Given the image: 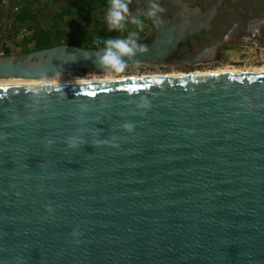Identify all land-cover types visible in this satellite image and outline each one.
<instances>
[{"label":"water","instance_id":"water-1","mask_svg":"<svg viewBox=\"0 0 264 264\" xmlns=\"http://www.w3.org/2000/svg\"><path fill=\"white\" fill-rule=\"evenodd\" d=\"M215 13L160 14L127 66ZM97 50L0 57V81L99 70ZM0 264H264V73L0 88Z\"/></svg>","mask_w":264,"mask_h":264},{"label":"rangeland","instance_id":"rangeland-1","mask_svg":"<svg viewBox=\"0 0 264 264\" xmlns=\"http://www.w3.org/2000/svg\"><path fill=\"white\" fill-rule=\"evenodd\" d=\"M73 0H0V42L3 49L6 48L9 52L7 56H17L32 51V44L26 41L31 34L36 30H45L51 33L52 42L58 41V36L54 35L56 29H65L69 33V37L59 39L62 42H69L79 39L83 33H90L92 29L99 24H102L108 32V38H115L116 36L124 35L120 32H109L105 20V14H99L96 17L84 22H78L74 15L64 17L62 21L56 20L54 15L64 6L71 3ZM21 11L28 12L29 16L22 24H13L14 17ZM130 11L132 9L130 8ZM97 21V22H95ZM128 29H132L130 24ZM89 47V46H88ZM102 47V46H101ZM96 48V47H91ZM3 56V57H7ZM242 56H240L241 58ZM239 60L238 49L226 52L222 57L220 65H214L210 68L202 70H187L181 67L163 66L161 64H147V65H130L125 71L120 74H113L109 76L102 69L88 70L78 72L77 80L95 81V80H117L124 78H138L142 76H178L195 74L197 72H212L224 67H235L242 71L241 66H236L235 62ZM226 70V69H222ZM236 70V71H239ZM70 74L58 76L53 80L63 81L71 79Z\"/></svg>","mask_w":264,"mask_h":264},{"label":"flooded vegetation","instance_id":"flooded-vegetation-1","mask_svg":"<svg viewBox=\"0 0 264 264\" xmlns=\"http://www.w3.org/2000/svg\"><path fill=\"white\" fill-rule=\"evenodd\" d=\"M165 9L161 16L169 19L180 10L205 12L216 6L215 16L210 21V29L179 43L172 55L161 65L181 67L187 70H202L220 65L222 57L230 50L238 49L242 61L244 50L241 43L249 35L264 40V0H159ZM132 12H142L143 7L132 0ZM152 40L150 22L143 33L140 43ZM209 72H197L195 75ZM189 75V74H188Z\"/></svg>","mask_w":264,"mask_h":264},{"label":"clouds","instance_id":"clouds-1","mask_svg":"<svg viewBox=\"0 0 264 264\" xmlns=\"http://www.w3.org/2000/svg\"><path fill=\"white\" fill-rule=\"evenodd\" d=\"M132 0H108L105 20L109 32H120L126 35L116 36L115 38L102 39L95 37L98 50L95 51V63L109 76L123 73L127 67L125 59H131L141 53L147 52L146 44L140 43V33L148 27L149 22L159 28L162 25L160 14L165 11L159 0H149L148 7L142 12L130 11ZM133 26L128 29V25ZM102 45V47H99ZM86 59L90 57L86 55ZM149 102L141 98L138 107H148ZM123 127L132 131V124H124ZM51 143V141H49ZM70 147H75V142L70 141ZM52 211L51 208L48 209ZM73 236H79V229H75Z\"/></svg>","mask_w":264,"mask_h":264},{"label":"trees","instance_id":"trees-1","mask_svg":"<svg viewBox=\"0 0 264 264\" xmlns=\"http://www.w3.org/2000/svg\"><path fill=\"white\" fill-rule=\"evenodd\" d=\"M107 5L108 0H73L71 3L62 7L54 15V18L56 20L62 21L64 17L74 15L78 22H84L98 16L99 14H106ZM28 17H30L28 12L21 11L14 17L13 24H22L26 19H28ZM54 31V35L58 36V41H56L55 43H53L51 40L52 35L50 32L39 29L34 31L31 34L30 38L23 42L32 44V51L47 49L58 45H70L81 49H98V46L95 43V37L99 36L102 39L108 38V32L102 24L94 27L89 34L84 32L79 39L74 41L71 40L69 42H62L59 40L65 37H69V33L67 30L56 29ZM124 35H126V32L124 33ZM101 46L102 45H100L99 47ZM8 54V50L4 48V55L7 56Z\"/></svg>","mask_w":264,"mask_h":264},{"label":"bare ground","instance_id":"bare-ground-1","mask_svg":"<svg viewBox=\"0 0 264 264\" xmlns=\"http://www.w3.org/2000/svg\"><path fill=\"white\" fill-rule=\"evenodd\" d=\"M226 69V70H222ZM238 68L235 67H224L221 69H217L214 71H210L207 74H200V75H195L191 74L192 76H204V75H237L241 73H264V68H256V69H251V70H239ZM190 75V74H189ZM171 76V75H170ZM185 75H178L176 77H182ZM58 77V76H57ZM158 77H169L168 76H142L141 79H146V78H158ZM56 78V77H55ZM52 79H43V80H32V81H23V80H3L0 81V88H6V87H33V86H44V85H55V84H67V83H91V82H111V81H123V80H131V79H138V78H124V79H115V80H109V79H104V80H89V81H82V80H77V77H72L71 79L63 80V81H56Z\"/></svg>","mask_w":264,"mask_h":264},{"label":"built area","instance_id":"built-area-1","mask_svg":"<svg viewBox=\"0 0 264 264\" xmlns=\"http://www.w3.org/2000/svg\"><path fill=\"white\" fill-rule=\"evenodd\" d=\"M241 49L245 51L242 61L235 62L236 66H241L244 70L264 68V40H259L253 34L244 39ZM4 56V49L0 42V57Z\"/></svg>","mask_w":264,"mask_h":264}]
</instances>
